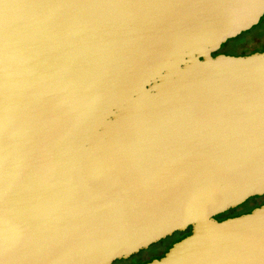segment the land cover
Returning <instances> with one entry per match:
<instances>
[{
    "label": "water",
    "instance_id": "95a60500",
    "mask_svg": "<svg viewBox=\"0 0 264 264\" xmlns=\"http://www.w3.org/2000/svg\"><path fill=\"white\" fill-rule=\"evenodd\" d=\"M264 0H0V264H264Z\"/></svg>",
    "mask_w": 264,
    "mask_h": 264
},
{
    "label": "rangeland",
    "instance_id": "374dc122",
    "mask_svg": "<svg viewBox=\"0 0 264 264\" xmlns=\"http://www.w3.org/2000/svg\"><path fill=\"white\" fill-rule=\"evenodd\" d=\"M255 27V26H254ZM257 28L249 32H243L240 35L236 36L233 39L227 40L224 44L221 45L220 49L223 55L226 56H244L252 53L253 51H257L262 49L263 43L254 44L250 40V37L255 33ZM264 202V195L261 197H252L246 200L243 204L238 206L237 208L229 210V215H243L251 209L257 208L259 205H262ZM175 234V233H174ZM171 238L167 237L162 239L161 241L150 245V247L139 251L138 255L134 254L129 258L116 260L112 264H137L141 260H148L153 254L158 253L164 246L169 244Z\"/></svg>",
    "mask_w": 264,
    "mask_h": 264
},
{
    "label": "flooded vegetation",
    "instance_id": "af4514ba",
    "mask_svg": "<svg viewBox=\"0 0 264 264\" xmlns=\"http://www.w3.org/2000/svg\"><path fill=\"white\" fill-rule=\"evenodd\" d=\"M255 28H257V30L255 31V33H253V35L250 37V40L252 41V43L254 44H261L263 43V47L262 49H259L257 51H253L252 53L248 54V55H251V54H254V53H260L262 51H264V15L260 18L259 20V23L255 26V27H252L250 30H248L247 32L249 31H252L254 30ZM218 54H223L221 49H219L218 52H216L215 54H212V57H215L216 55ZM244 56H247V55H244ZM264 204V203H263ZM261 206V205H259ZM258 206V207H259ZM255 208V207H254ZM253 209H251L250 211L246 212V213H249L251 212ZM227 213V212H226ZM236 216H239V215H236ZM231 217H235V215H229V216H226V217H223V218H220V219H217L218 221H222L226 218H231ZM189 233H190V229H189ZM185 236L182 237V233H175L173 234L172 236H170L171 240L169 242V244H167L166 246H164L158 253L156 254H153L148 260H141L139 263L137 264H146L148 262H151L152 260L154 259H159L161 257H163V255L167 252V250L177 241H179L180 239L184 238ZM150 247V246H149ZM140 253V252H139ZM137 253V255L139 254Z\"/></svg>",
    "mask_w": 264,
    "mask_h": 264
},
{
    "label": "trees",
    "instance_id": "16d2710c",
    "mask_svg": "<svg viewBox=\"0 0 264 264\" xmlns=\"http://www.w3.org/2000/svg\"><path fill=\"white\" fill-rule=\"evenodd\" d=\"M264 203V202H263ZM263 205V204H262ZM234 210H236V209H234ZM229 212V211H228ZM224 213V214H222V215H219L218 217H216L215 219H220V218H223V217H226V216H229V213ZM190 233H189V229H187L185 232H183L182 233V237L183 236H187V235H189Z\"/></svg>",
    "mask_w": 264,
    "mask_h": 264
}]
</instances>
